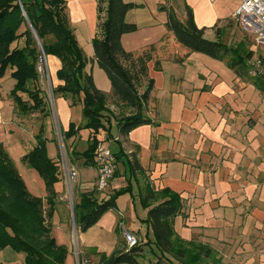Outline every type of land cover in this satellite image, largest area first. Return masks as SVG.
I'll return each instance as SVG.
<instances>
[{
    "label": "crops",
    "instance_id": "0c3cea01",
    "mask_svg": "<svg viewBox=\"0 0 264 264\" xmlns=\"http://www.w3.org/2000/svg\"><path fill=\"white\" fill-rule=\"evenodd\" d=\"M64 1L69 8L65 11L69 28L73 30L74 25L84 24L86 8L91 6L86 1L91 0ZM94 1L97 5V0ZM123 1L136 6L126 13L125 20L139 26L138 16L141 19L145 12L146 18L141 23L150 30L151 42L143 48L128 51L122 46L135 55L152 49L148 78L153 80V88L144 111L150 124L139 126L125 136L118 129L114 137L105 133L112 139L110 148L116 155V171L107 194L101 196L106 200L117 189L130 184L140 208L143 197L150 192L157 195L167 189L178 194L180 211L171 219L175 233L183 241L211 249L204 264H225L227 257L218 247L221 240H226V231L234 220L243 229L244 225H251L244 216L249 213L255 225L264 224V94L256 86L258 79L250 78L247 73L237 75L225 60L213 61L177 43L165 26L167 16L160 8L171 9L183 22L188 7L196 27H209L216 40L213 27L222 29L226 21L234 19L240 0L233 3L225 20L208 0ZM97 29L98 22L95 31L98 33ZM59 84L57 80L54 86ZM106 97L114 98L112 93ZM134 160L138 169L133 172L130 163ZM73 163L78 172L86 167L82 158ZM93 170L92 185L84 188V192L96 190L95 166ZM128 196L130 201L125 210L131 212L133 206L135 211L136 203L131 198L134 195ZM158 201L154 198L148 203L155 205ZM147 210H143L146 215ZM116 220H119L117 213ZM120 221L126 226L125 218ZM128 231L142 246L149 238V233L142 237L138 231ZM117 233L122 237L120 230ZM214 252L216 260L212 261ZM82 253L83 262L89 264L87 253Z\"/></svg>",
    "mask_w": 264,
    "mask_h": 264
},
{
    "label": "trees",
    "instance_id": "16d2710c",
    "mask_svg": "<svg viewBox=\"0 0 264 264\" xmlns=\"http://www.w3.org/2000/svg\"><path fill=\"white\" fill-rule=\"evenodd\" d=\"M105 4V7H104ZM21 5V8H20ZM135 4L123 0H97L98 34L91 44L93 60L106 73L112 94L119 102L133 110L128 116L117 118V129L125 136L133 129L150 124L144 117L153 80L148 78V63L152 60V49L135 55L123 49L121 37L136 30L133 23L125 20L126 13L135 8ZM167 16L165 26L172 32L177 43L190 52L201 53L218 60H225L237 75H246V62L252 53L244 55V47L232 48L219 38L221 30L213 27L216 40L203 37L204 29H198L194 23L192 11L186 7V18L180 22L171 9L161 7ZM101 14H104L101 17ZM36 34L37 39L34 37ZM23 39V46L18 41ZM15 44V45H14ZM52 55L60 61L56 77L61 84L53 89L55 94L80 92L82 114L86 120L84 128L90 130V140L86 150L75 155L83 159L84 166L94 167L93 152L100 129L107 97L96 88L92 76L84 73L86 58L78 47L73 31L65 16L64 0H0V78L10 69V76L15 81L11 95L22 115L44 112V100L41 91L34 83L39 78L37 71L41 53ZM156 66L159 63L156 61ZM83 81L81 85L80 81ZM29 84L32 88H29ZM264 88L262 82L256 85ZM144 88L139 92L138 88ZM19 93H26L28 100H23ZM76 134L73 126L63 131L65 140ZM116 157V155H114ZM23 160L43 179L47 210H43V201L31 197L23 181L13 170L8 155L0 143V247L10 246L13 250L24 252L25 264H64L66 250L58 247L49 238V219L53 203L57 197L54 185L59 182V170L55 161L47 156L44 140L38 138L35 147L25 154ZM5 163H10L8 166ZM131 170L138 169L136 161H131ZM126 190L115 191L102 201L93 199L92 192H82L73 205V218L76 229L86 231L107 211L116 210V198ZM160 199L155 205L148 203ZM178 194L165 189L157 195L153 193L143 197V206L147 210L144 221L151 227L155 244L160 254H155L148 264H201V256H210L209 247L190 243L184 247L174 233L171 219L180 211L181 201ZM44 212V214H43ZM44 215V216H43ZM118 247L110 256L99 254L101 264H139L138 257L143 256V246L138 244L130 249ZM80 261V259H79Z\"/></svg>",
    "mask_w": 264,
    "mask_h": 264
},
{
    "label": "rangeland",
    "instance_id": "374dc122",
    "mask_svg": "<svg viewBox=\"0 0 264 264\" xmlns=\"http://www.w3.org/2000/svg\"><path fill=\"white\" fill-rule=\"evenodd\" d=\"M235 1L236 0H215L214 2H210L208 0L211 7L219 9L222 20L229 18L231 7ZM86 4H91V6L89 5V7L86 8V22H84V24L74 25L75 30H72L77 45L86 58L83 71L92 76L97 89L104 94H111L112 90L106 73L93 61L91 42L98 34L95 32L98 22L97 5L94 0H91L89 3L86 1ZM66 8L68 7H65V11ZM156 12H159V10H156ZM144 18H146L145 12L141 14V19L138 16L140 23L139 26L136 25V30L132 33L123 35L121 42L122 46L124 45V49L128 51L139 50L143 48L145 44L151 42L148 38L150 30L141 23ZM203 28V37L205 36L204 38L207 40H214L215 37L210 33L211 30H209V27L198 29ZM220 30L221 34L219 39L224 44L232 48H236L237 46L239 48L244 47L242 55L251 51L252 57L246 62L248 66L247 74L248 70L252 68L258 67L264 70V49L258 47L253 39L242 31L235 19L226 21ZM18 44L20 47L23 46V39L19 40ZM204 57L211 59L209 56L204 55ZM213 61L220 63L221 60L215 59ZM59 68L60 61L52 55H47L46 70L49 77L42 66V72L39 73V78L34 83L35 87L41 91L44 100L43 113L33 112L28 115H22L17 108L14 97L11 95L15 81L10 76V69L0 78V143L3 145L4 151L8 155L13 170L23 181L27 193L31 197L39 198L43 201L42 207L45 212L47 210V205L45 203L46 191L44 181L41 176L23 160L25 154L29 153L33 147H35L38 138L42 137L44 140L47 156L55 161L59 170V182L54 185V191L57 197L54 200L53 210L49 219L48 236L54 240L58 247L66 250L64 264H86L82 259L83 251L88 255L87 257L90 260L89 264H101L99 254L104 253L110 256L116 248L123 247L121 243H124V240L117 233V231L119 232V213L122 214L123 220L124 218L126 219L127 224L125 228L127 230L134 232L138 231L142 237L149 233V238L146 239L143 246V256L137 258L139 264H148L149 261L154 258L155 254H160V251L155 244L151 227L144 221L146 212L143 213V210L146 208L141 205V202V207L137 208L136 191L131 188L132 186H130V184L116 190H126L116 198L117 210L105 212L100 219L86 231L77 230L74 222H72L71 200L73 207L74 203L78 201L79 195L84 192V188L92 185L91 181L94 176V170L93 167L90 166L81 168L79 172L77 170L76 181L69 183L64 178L60 161L63 163L62 167L65 164L75 165L73 161L81 158H79V155H75L73 150L79 154L83 153L87 148L90 135L93 133L84 128L86 120L82 114V92H80L79 95H74V97L70 93L65 95L57 93L53 95L52 89H54V84L57 82L56 72ZM254 79H258L259 82L261 81L264 84V78ZM80 83L82 85L83 81L81 80ZM29 88H32L31 84H29ZM138 90L139 92H143L144 88L139 87ZM261 90L264 94V88ZM17 94L20 95L23 100H28L26 93L17 92ZM105 109L107 111L103 113V118L101 119L104 130L100 129V131H98L97 138L103 136L105 133H109L114 137L113 135H115L117 131L116 119L121 116H128L133 112L129 107L120 104L116 98L112 97L109 98V100L107 99ZM260 110L262 111V109ZM70 125L73 126L76 131V136L74 135L75 137L73 136L69 140H65L63 131L67 130ZM60 132L62 133V137ZM108 138L112 140L110 137ZM5 164L11 166L9 162ZM107 192V189L102 193L93 189L92 198H96L97 201H102L104 200V196L101 195L104 193L107 194ZM131 193L134 195L131 198L134 200V203H136V212L133 206H131V212H128V209L125 210L128 201H130L128 200L130 198L128 195L131 196ZM2 197L3 192L0 190V200ZM116 213L119 218L118 222L116 220ZM244 216L246 223L249 222L251 225H244L242 229L241 223L235 219L231 227L226 231V240H221V244L218 247L220 250L224 251L227 257L224 263L264 264V224L257 223L255 225L249 213ZM177 232L180 233L179 231ZM173 233L174 236L172 240H174L175 243L177 239H179L184 247L187 248L190 246L191 241H183L180 239L174 229ZM199 258L203 261L201 264H204L205 257L201 256ZM210 259L212 261L216 260L215 252ZM210 263L211 262H208V264ZM0 264H25V254L24 252L13 250L10 246L0 247Z\"/></svg>",
    "mask_w": 264,
    "mask_h": 264
},
{
    "label": "built area",
    "instance_id": "2783aa9c",
    "mask_svg": "<svg viewBox=\"0 0 264 264\" xmlns=\"http://www.w3.org/2000/svg\"><path fill=\"white\" fill-rule=\"evenodd\" d=\"M209 1L214 2L215 0ZM234 19L237 21L242 31L247 36L251 37L258 47L264 49V0H240V5L234 13ZM42 66L47 74L46 56L43 52L41 53V57L37 64L38 73L42 72ZM248 74L252 78H264V70H261L258 67L249 69ZM47 76L49 77L48 74ZM60 135L62 137V133ZM110 144L111 140H109L108 136L104 134L100 138H97L93 152V160L97 171L95 188L99 193H102L108 188L109 182L116 171V157L111 151ZM62 164V161H60L61 168H63L64 178L69 183L76 181L77 167L70 164H65L62 167ZM71 211V215H73L72 200ZM119 217L122 218V214H120ZM72 222H74V218H72ZM118 228L127 250L139 244V240L133 233L125 228L122 221L119 222Z\"/></svg>",
    "mask_w": 264,
    "mask_h": 264
},
{
    "label": "water",
    "instance_id": "95a60500",
    "mask_svg": "<svg viewBox=\"0 0 264 264\" xmlns=\"http://www.w3.org/2000/svg\"><path fill=\"white\" fill-rule=\"evenodd\" d=\"M33 35H34V37L37 39V37H36V34L33 32ZM37 41H38V39H37ZM72 212V211H71ZM72 218H73V215H72Z\"/></svg>",
    "mask_w": 264,
    "mask_h": 264
}]
</instances>
